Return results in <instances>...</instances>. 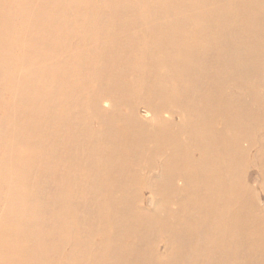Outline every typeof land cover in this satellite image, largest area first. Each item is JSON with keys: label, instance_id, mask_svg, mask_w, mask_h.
<instances>
[{"label": "bare ground", "instance_id": "6f19581e", "mask_svg": "<svg viewBox=\"0 0 264 264\" xmlns=\"http://www.w3.org/2000/svg\"><path fill=\"white\" fill-rule=\"evenodd\" d=\"M198 2L197 4H200ZM237 2L238 9L234 12L233 27L236 26L238 33L243 36H251L249 40L242 42L247 43L251 40L245 47L235 46L233 49L229 43H205L204 40V48L195 49L191 41L190 43L163 41L164 43H155L152 51L138 47L142 44L148 45L147 43H137V47L134 46L135 43H120L124 47L115 46V49L110 48L108 51L104 43H97V50L100 51L102 47L106 49L101 57H97L94 54L96 44L93 48L91 43L84 45L71 43L68 49V52L73 54L71 62L67 57L66 60L63 57L67 50L64 49L58 55L55 48H53L55 51L42 48V52H38L31 60L33 63L38 58L44 60L46 56L58 59L57 66L54 65V70L56 69L54 74L59 82L53 85L51 81V85L46 88L64 84L63 92L59 90L56 99L39 93L32 95L33 98L40 96L41 113L25 107L27 109L25 119L28 122L44 120L43 125L46 127L62 129L59 132L42 129L35 131L34 134L32 130H24L28 137L43 135L37 142L40 143L39 148L41 147L45 156L42 166V187L48 192L53 189V192L42 199V203L46 209H57L53 210L56 217L51 218V221L58 224V229L54 228L52 239L50 236L45 237V240H51L49 243L58 250L57 255L52 257L58 258V254L61 253L60 260L67 252L63 261L65 264H118L112 260L121 258L126 264H196L198 258L195 252L198 245L192 248L194 244L192 240L195 242L203 238L204 245L211 239L219 251V260H215V264H239L237 256L242 250L245 253L247 247H252L247 252L248 259L241 260L240 263L264 264V203L259 204L257 195L249 187L241 167L243 164L244 167L247 166L245 160L248 155L257 148V144H261V148L251 158V165L256 167L260 178L258 194L264 197V137H260L257 143L250 138L255 133L264 132V126L255 124L259 122L264 125L260 119L264 118L259 116L258 112L255 113L252 92H247L251 90L248 84L229 82L230 79L242 78L249 71L248 64L242 62L241 56L247 59L248 53H255L258 45L252 42L259 31L252 32L250 28L246 30L241 26L251 27L254 24L259 30L261 26L260 17L251 12H244L242 0ZM245 13L246 16H243ZM199 16L202 18V14ZM242 17H246L248 22L245 23ZM80 19L82 21V17ZM186 30L189 31L188 27ZM112 44L115 43H109ZM229 50H234L237 54L234 55L237 61L228 59L225 55L227 53H223ZM262 51L264 53V50ZM39 53L41 57L38 56ZM134 54H137L135 59L132 57ZM66 61L70 62V66L64 68L65 66L61 65L66 64ZM229 61L237 62L235 70L227 67L231 65ZM48 68L45 67L44 73L40 70L41 74L46 75L50 71ZM174 76L175 78H172ZM123 78H128L129 82L124 85H119L118 82L117 90L116 80L126 82L122 80ZM88 81L97 83L101 88L108 87L105 100L106 91L103 98L100 97ZM137 83L144 86L138 87ZM132 84L136 86L131 87ZM25 88L22 85L14 88L13 92L21 95ZM228 88L231 90L227 91ZM60 93L63 96L61 103L59 100L57 102ZM244 98L248 99V107L236 109L234 103L239 105ZM102 100L109 103L108 107H102ZM35 102L38 103L36 99ZM49 102H55L56 105L47 109L46 105L49 106ZM24 106L14 105L15 108L23 107L22 111L25 110ZM33 107L34 105L30 106ZM141 108L149 118L139 116ZM122 109L126 111L123 112ZM36 122L38 124V121ZM17 139L22 140L16 138V141ZM242 143L247 144L245 149L240 146ZM225 148H229L228 153L225 152ZM33 152L36 153L35 150ZM194 152L198 153L196 160L192 156ZM223 161L231 165L229 170H223V165L218 164ZM30 164L33 169L31 161ZM157 165L160 166L159 171ZM36 166L38 168V165ZM152 172L156 175H150ZM20 177L23 181V177ZM142 182L143 185L149 184L148 193L151 197V205L145 209H140L141 201L138 198L139 185ZM78 188L89 197L76 194ZM19 209L13 205L9 212L7 209L0 210V217H3L0 221V237L2 236L0 248L6 251L10 264H22L21 258L25 254V251H22L25 243L21 239L25 223L20 226L16 222L17 216L20 215ZM46 209L45 212L42 210L43 215L47 214ZM80 212L105 226L103 229L95 228L92 224H81L82 230L93 236H105L109 241L105 238L100 246L93 248L90 243L93 239L82 240L76 234L80 225L78 219ZM48 229L43 235L52 233L53 229L51 231ZM6 231L8 232L4 234ZM109 242L112 243L110 247ZM159 247L163 249L160 255L157 253ZM13 248L12 253L7 252ZM187 251L195 252L186 257ZM43 252L47 258L51 255L48 248ZM199 254L197 255L200 256ZM103 257L109 259L103 261Z\"/></svg>", "mask_w": 264, "mask_h": 264}, {"label": "rangeland", "instance_id": "374dc122", "mask_svg": "<svg viewBox=\"0 0 264 264\" xmlns=\"http://www.w3.org/2000/svg\"><path fill=\"white\" fill-rule=\"evenodd\" d=\"M119 1L120 0H115V1L114 0H110V1L109 0H29V1L23 0V2H22V0H0V51H2V52H0V121H1L0 122V204H1L0 210L3 209L6 211V209H7L9 212L10 208H12L13 205L15 206L16 209H19V207H21V209H19L20 215L17 216L16 222H18L20 226H22L25 223L24 229H23L24 235H22V233H21V237L23 236L21 239L23 240V243H25L24 248L22 249V251H25V254L21 258V260L23 261L22 264H65V262L63 263V261L65 260V255L67 253V252H65V254L61 256L60 260H59V257H60L61 253L58 254V256H59L58 258L52 257V255H54V256L57 255L58 250L53 245H51L49 243L51 240L50 241L45 240L46 236H48V237L50 236L51 239L53 238L54 228L56 227L58 229V224L54 221H53L54 223L51 221L54 217H56V214H53V212L56 211L57 209H53L54 211L46 209L42 203L43 202L42 199H45L46 197L51 195V193L53 192V189L48 192L45 188L42 187L43 186L42 185L43 182L41 181V179L43 177L42 166L44 165V162H45V156L42 152L41 147L39 148L40 143H37V142H38V140L42 139L43 135H40L38 137H35V136L28 137V136H26V134L24 132V130L25 131L32 130L33 134H34L35 131H39L42 129H47V130L49 129V130H53L55 132L62 131V129L59 127H54V126H49V128L46 127V125H43V124H45L44 120L43 121L34 120L31 122H28L25 119V116L27 115V109L25 108L26 106H27V108H29V110L31 109V110L36 111L38 113H41V111H42V107H41L42 103L40 100V96H37V98H33L32 95H35V93H39L42 95L49 96L53 99H56L58 97L59 90H61V92H63V88H64L63 83H61L60 86H58V87L46 88V87L51 85V81H53V85L58 84V82H59L57 79V76L54 74V71H56V69L54 70V68H55L54 65L56 64V66H57L58 61H59L58 59H57L58 60L57 61L55 58L52 59L51 56L50 57L46 56L47 58H45L44 60H42V58L39 60V58H38L37 60H35V62L31 63V60L34 59V56L36 54H38V52H40V53L42 52V50H41L42 48H45V49L48 48L47 49L48 51H52V50L55 51L53 49V48H55L56 49L55 52L58 55H60V52L64 51V49H65V50H67V52H65L63 57L65 60L67 57L68 60L71 62V57L73 56V54L68 52V49H70L71 43L72 44L73 43H82L83 45H84V43H91L93 45V48H95V46H96V48L94 49L96 51V53L94 51V54L97 55V57H101V55H103L106 52V49H104L103 47L100 49V51L97 50L98 49L97 43H104V46H106L107 50L108 49L109 50L115 49L116 48L115 46H121L120 43L121 44L122 43H135L134 44L135 47H137V43H147L148 45L142 44V45L138 46L139 48L144 49L146 51H152L155 43L160 44V43H164V42L165 43H172V42L173 43H190V41H191V43L195 49H203L205 41H206L205 43H229L230 45L233 46V49L235 48V46L245 47L247 43H251V40L247 43H242L245 40H249L251 36L245 37V36L238 33L236 26L233 27V21H234L233 17H234V12L238 9V2H237L238 0H232V1L231 0H196L197 2L199 1L198 3H200V4H197V2H195V0H189V1L188 0H185V1L184 0H180V1L179 0H164V1L163 0H143V1L142 0H140V1L139 0H121L120 3H119ZM190 1H191V3H190ZM193 3H195L196 5ZM119 5H120V7H119ZM128 5L130 8L128 7ZM162 6H163V8H162ZM242 7H243L244 12H251L254 15L256 14V16H258V18L260 17L259 20H260L261 30H259L258 26L254 25V24H252L251 27L241 26L242 28H244L246 30L248 28H250V31H252V32H254V30L259 31L258 34L256 35L257 37H255V39L252 42V43H258V45L255 49V53H253V54L248 53L247 59H245V57L241 56L242 62H244L245 64H248L249 71L242 78H240L238 80L230 79L229 82H230V84H233V82L235 84H239L238 82L248 84V86L251 90H248L247 92L248 93H249V91H250V93L252 92L251 95L254 99L253 106L255 108V113L258 112L259 116H263V118H264V108H263V106H264L263 105L264 104V90H263L264 89V68H263L264 67V64H263L264 58H262L263 54H264L262 51V50H264L263 49L264 48V42H262L264 40L263 39L264 38V0H242ZM198 8L202 13L198 10ZM131 9H132V11H131ZM129 10H130V12H129ZM165 10H166V12H165ZM175 10H176V12H175ZM122 11H124V13ZM120 12H121V14H120ZM174 12H175V14H174ZM141 13H143V14H141ZM201 14H202V18H201V16H199ZM83 15H84V17H83ZM146 15H148V17ZM131 16H133V17H131ZM243 16H246V13ZM81 17H82V21L80 19ZM30 18H32V19H30ZM129 18L133 19V21H131ZM224 18H227V19L224 20ZM148 19H149V21H148ZM201 19H202V21H201ZM242 19L245 21V23L248 22L246 17H242ZM79 21L81 24L79 23ZM88 22H89V24H88ZM118 22H120V23H118ZM206 22H207V24H206ZM37 23L38 24L40 23V24L38 25ZM121 24H122V26H121ZM155 24H157V25L155 26ZM170 24H171V26H170ZM184 25H185V27H184ZM187 25H189V26H187ZM128 26L130 27V29ZM135 26L137 27V30H136ZM133 27H134V29H133ZM187 27H188L189 31L190 30L192 31V33H191V31L189 32L186 30ZM190 27H191V29H190ZM33 28H34V31H33ZM88 28H90L89 31H88ZM164 28H166V29H164ZM152 29H154V34L152 32L153 31ZM234 29H235V31H234ZM126 30H128V31H126ZM130 31H132V32L130 33ZM145 31H146V33H145ZM86 32H88V33H86ZM140 33H142V34H140ZM197 33H198V35H197ZM168 34H169V36H168ZM179 34H180V36H179ZM182 34H184V35H182ZM68 35H69V37H68ZM170 35H172V36H170ZM130 36L132 37L133 41H132ZM219 36H221L222 39ZM134 37H135V39H134ZM171 37H173L174 39H171ZM73 38H75V39H73ZM130 39H131V41H130ZM138 39H140V40H138ZM155 39H157V40H155ZM146 40H147V42H146ZM240 42H241V44H240ZM55 43H56V45H55ZM109 43H115V44L109 45ZM150 46H152V48ZM121 47H124V45H122ZM159 47H161V46L159 45ZM259 50L262 52H260ZM99 52H101L100 55H99ZM40 53L38 55L39 57H41ZM223 53L224 54L227 53L225 55H227L228 59L237 61L236 58L234 57V55H237L236 53H234V50H229L228 52H223ZM260 54H261V56H260ZM132 57L135 59L137 57V54H134V56H132ZM123 58H124V56H123ZM76 59H77V57L74 60H76ZM262 61H263V63H262ZM70 62L69 63L67 62L66 64H63L61 66H63V67L65 66L64 68H67V66H70ZM229 62L231 63V65H228L227 67H229L230 69L232 68V70H235V65L237 64V62H234V61H229ZM249 63H250V65H249ZM46 66H47V68L49 67L48 69H50V71L46 75L45 74L42 75L40 70H42V71L45 70ZM255 66H257L258 68ZM257 69L260 72H258ZM43 73H44V71H43ZM28 74H29V76H28ZM22 75H23V77H22ZM260 75H262V77H260ZM225 76H223V77H225ZM53 78H56V79H53ZM172 78H175V76ZM127 79L128 78H123L122 79L123 81L126 80V82H123V83L120 80H116L117 83H116L115 87L117 88V90H119L118 89V82H119V85H124V84H127L129 82V80H127ZM54 81H55V83H54ZM89 83H90V85H92V88L94 89L95 93L99 94L100 97H102V98L105 95L104 93L106 91V96H104V100H105V98L108 95L107 91H109L108 87H106V88L102 87L101 88V86H98L97 83H95V84H93L91 82H89ZM22 85H24V88L26 85V88L24 89V93H22L21 95H18V94L13 92L14 88L22 87ZM137 85H138V87L144 86L141 83L140 84L137 83ZM130 86L134 87L136 85L132 84ZM256 86H257V88H256ZM26 89H29V90H26ZM230 90H231L230 88L227 89V91H230ZM31 91H33V93H31ZM34 91H36V92H34ZM27 92H29V94ZM258 92H261V93H258ZM148 95L151 96V93H149ZM61 96L62 95L60 93V97L57 99V102L59 100V103H61L62 99H63V96L62 97ZM18 98L20 100H17ZM34 99H36V101L38 102L37 104H36V102L34 103ZM47 99H48V97H46V101H48ZM104 100H102V102ZM21 102H24L25 104L24 103L21 104ZM105 102L102 103V107H104V108L108 107L107 105H109L108 102H106V103ZM15 104H20L22 106L25 105L24 106L25 110L22 111L23 107H22V109H21V107L15 108L14 107ZM40 104H41V106H40ZM248 104H249L248 99L244 98L243 101H241V103L239 105L237 103H234V107L236 109H239V107H240V109H245L246 107H248ZM32 105H34V107L30 108V106H32ZM55 105H56L55 102H49V106L46 105V108L48 109V108H50V106L53 107ZM57 105H58V103H57ZM122 111L125 112L126 110L122 109ZM140 111H139L140 117L149 118V116L146 115V113H144V110L142 108L140 109ZM20 113H21V117H20ZM260 119L264 123V120L262 118H260ZM36 121H38V124ZM12 122H13V124H12ZM255 124L259 125V126H261V125L264 126L263 124H261L259 122H255ZM23 127H24V129H23ZM19 134H20V136H19ZM260 137H264V132H261L260 134L255 133L254 135H251L250 138H251V140L256 141V143H257V142H259ZM16 138H21L22 140L17 139V141H16ZM35 140H37V141H35ZM12 142H13V144H12ZM36 143H37V145H36ZM251 143H252V141H251ZM33 145H34V147H32ZM240 146L243 147V149H245L247 144L242 143V144H240ZM34 148H37V150L41 149V151L40 150L37 151ZM260 148H261V144H257V148L252 150L250 152V154L248 155L247 160H245V162H247V166L244 167V164H243V165H241V167H242L244 176L247 177V183L249 184V187L251 189H253V193L255 195H257L259 204H263L264 203V197H262V195L258 194V191H259L258 187L260 184V182H259L260 178H259V175L257 173L256 167L251 165L252 164L251 158L253 156H255V153ZM34 150L36 153L33 152ZM225 152L228 153L229 148H225ZM28 156H29V158H28ZM192 156L196 160V158H198V153L194 152V153H192ZM26 161H27V163H26ZM30 161L33 163V169L31 168L32 165L30 164ZM40 161H41V163H40ZM4 162H5V164H4ZM16 162H17V164H16ZM28 163H29L30 167L28 166ZM40 164H41V166H40ZM218 164L223 165V167H224L223 170H229V168L231 166L228 163H226L225 161H223L222 163L219 162ZM36 165H38V168ZM27 167H28V169H27ZM5 168H6L7 172L5 171ZM159 169H160V166L157 165V171H159ZM246 172H249V174L248 173L246 174ZM11 173H12V175H11ZM152 174H153V176L156 175L155 172H152L150 175H152ZM243 174H242V176H243ZM2 176H3V178H2ZM5 176H6V178H5ZM20 176L23 177L22 178L23 181L20 180L21 179ZM246 177H245V180H246ZM251 178H252V180H251ZM28 180L30 182H28ZM2 184H3V186H2ZM15 184H17V185H15ZM21 185H22V188H21ZM19 186H20V188H19ZM1 187H2V189H1ZM139 187H140L139 188L140 193L138 195L139 196L138 198L141 201V203L139 204L140 209H145L147 207H150L151 197L149 194L150 193L149 184L143 185V182H142L139 185ZM146 187H148V188H146ZM17 188H19V189L17 190ZM1 193H2V195H1ZM76 194L83 196V197H89L80 188L77 189ZM18 196H19V198H17ZM15 200H17V201H15ZM17 203H19V204H17ZM22 204H24V205L22 206ZM17 205L19 207H17ZM42 205H43V207H42ZM28 206L32 207V208H29ZM45 209H46V212H47V210H48V212H47V214L44 213V215H43L42 210H44V212H45ZM171 209L173 210L174 208L171 207ZM30 211L32 213H30ZM23 215H25V216H23ZM22 217L25 219V221ZM79 217H78V219L80 221V225L78 227V231H76L77 232L76 234L82 240L87 239L90 241V239H93L92 240L93 243H92V241H90L91 247H93V248L100 246V244L103 241H105V238H106V241H109V239L105 236H102V235H94L93 236L92 234L83 231L81 228V224H83V225L92 224L95 228L101 227V228L105 229L104 225L98 223L97 221L91 220L86 214H84L82 212L79 213ZM2 218L3 217H0V221ZM28 220H29V222H27ZM25 225H27V226H25ZM41 225H42V227H41ZM53 225H54V227H52ZM45 226H46V228H45ZM47 229L49 231H51L53 229L52 233H50L49 235H43V233ZM7 232L8 231H6L4 234H6ZM25 234H26V237H25ZM0 239H2V236L0 237ZM192 242L194 243V244H192V248H195L196 245H198V249L196 252L195 251H189V252L187 251L185 253V256L189 257L191 254H194V252H195L196 258L199 259V260L196 259L198 261V263H196V264H215L214 263L215 260H219V251H218V249H216L215 243L211 239H209V241L206 243V245H204L203 238L200 240L197 239L195 242H194V240H192ZM111 244L112 243L109 242L108 246L110 247ZM159 244H162V243H159ZM201 244H203V246H201ZM46 248H48L49 252L51 253L49 258H47L45 253L43 252ZM209 249H211V250H209ZM251 249H252V247H247L246 250L244 251L245 253H243V250L239 253V255L237 256L239 264H241L240 263L241 260L246 261L248 259L247 252H248V250H251ZM162 250L163 249L161 247H159L157 249L158 255H160ZM200 250L202 251V253ZM13 251H14V248H13V250H10L7 252L12 253ZM198 251H200V252H198ZM5 252L2 251L0 248V264H8V262H9V256L6 255ZM205 252H207L208 254ZM233 253H234V251H233ZM197 254H199L200 256H198ZM109 258H110V256H109ZM109 258L103 257L102 260L106 261ZM206 258H208V259H206ZM207 260L208 261L211 260V262H208ZM112 262H115L118 264H126L125 260L123 258L112 260ZM9 264H10V262H9ZM75 264H78V263H75ZM250 264H256V263H250Z\"/></svg>", "mask_w": 264, "mask_h": 264}]
</instances>
